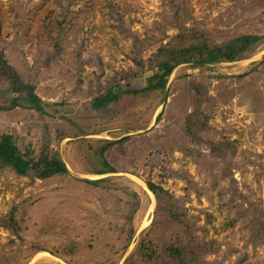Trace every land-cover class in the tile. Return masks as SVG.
I'll return each mask as SVG.
<instances>
[{"label":"rangeland","instance_id":"374dc122","mask_svg":"<svg viewBox=\"0 0 264 264\" xmlns=\"http://www.w3.org/2000/svg\"><path fill=\"white\" fill-rule=\"evenodd\" d=\"M241 34H264V0H0V50L42 109L0 73V135L68 170L0 166V264H264V38L143 91L160 47Z\"/></svg>","mask_w":264,"mask_h":264},{"label":"trees","instance_id":"16d2710c","mask_svg":"<svg viewBox=\"0 0 264 264\" xmlns=\"http://www.w3.org/2000/svg\"><path fill=\"white\" fill-rule=\"evenodd\" d=\"M263 38L264 34H241L223 44H209L206 41L199 40L182 48L160 47L157 56L163 54L164 58L159 61L153 58L156 62H154V65L152 64V73L146 76V85L143 91L164 89L168 76L182 62L202 65L219 61L238 60L252 51L254 46L261 42ZM0 73L9 78L10 88L13 92L28 91L29 106L42 111L39 102H37L38 98L33 94V87L23 82L16 69L7 62L2 50H0ZM130 91L132 90H128V92ZM122 92L124 90L121 89L120 85L113 84L92 99V107L97 110L103 109L118 100ZM122 139H125V137ZM111 143L113 141L108 142V145H111ZM104 164L105 168L99 170V172L112 170V167L106 161H104ZM0 166L10 168L19 175L33 178H47L68 172L64 162L62 160H50L46 150H43L36 160L26 159L15 143L13 135L9 133L0 135ZM147 185L156 196L161 192H165L161 186L155 185L153 182H147ZM169 214L172 218H179V215L173 213L171 209H169ZM6 223H12L11 218L7 222L3 220V225H7ZM149 251L152 252V249L150 248L146 253L144 252V255L151 259L148 257L151 255ZM167 252L169 254L170 250Z\"/></svg>","mask_w":264,"mask_h":264},{"label":"bare ground","instance_id":"6f19581e","mask_svg":"<svg viewBox=\"0 0 264 264\" xmlns=\"http://www.w3.org/2000/svg\"><path fill=\"white\" fill-rule=\"evenodd\" d=\"M149 192V191H148Z\"/></svg>","mask_w":264,"mask_h":264}]
</instances>
